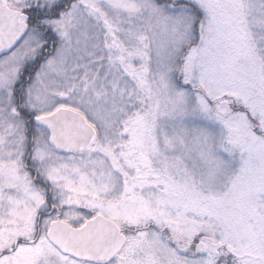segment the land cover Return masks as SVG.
<instances>
[{
  "label": "snow or ice",
  "instance_id": "6c2138e0",
  "mask_svg": "<svg viewBox=\"0 0 264 264\" xmlns=\"http://www.w3.org/2000/svg\"><path fill=\"white\" fill-rule=\"evenodd\" d=\"M0 264H264V0H0Z\"/></svg>",
  "mask_w": 264,
  "mask_h": 264
}]
</instances>
